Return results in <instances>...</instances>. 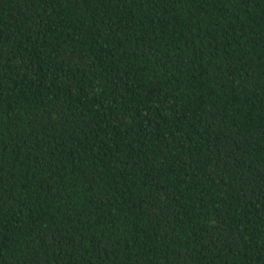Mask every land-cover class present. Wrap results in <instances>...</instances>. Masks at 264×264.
<instances>
[{
    "label": "trees",
    "instance_id": "16d2710c",
    "mask_svg": "<svg viewBox=\"0 0 264 264\" xmlns=\"http://www.w3.org/2000/svg\"><path fill=\"white\" fill-rule=\"evenodd\" d=\"M0 264H264V0H0Z\"/></svg>",
    "mask_w": 264,
    "mask_h": 264
}]
</instances>
